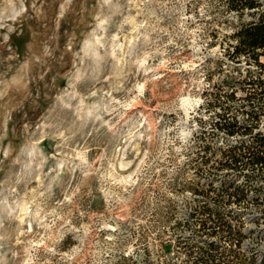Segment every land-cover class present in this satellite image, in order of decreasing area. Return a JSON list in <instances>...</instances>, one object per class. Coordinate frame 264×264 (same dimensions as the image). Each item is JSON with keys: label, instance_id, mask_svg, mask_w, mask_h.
<instances>
[{"label": "rangeland", "instance_id": "rangeland-1", "mask_svg": "<svg viewBox=\"0 0 264 264\" xmlns=\"http://www.w3.org/2000/svg\"><path fill=\"white\" fill-rule=\"evenodd\" d=\"M230 3L0 0V264H257L264 174L226 160L264 132V0Z\"/></svg>", "mask_w": 264, "mask_h": 264}, {"label": "trees", "instance_id": "trees-1", "mask_svg": "<svg viewBox=\"0 0 264 264\" xmlns=\"http://www.w3.org/2000/svg\"><path fill=\"white\" fill-rule=\"evenodd\" d=\"M230 1V8L233 10H236L239 14H242L244 5L249 8L253 9L257 5V0H228ZM239 3L243 4V7H238ZM245 7V8H246ZM238 41L239 44L236 47V53L238 54L239 52H255L256 49L262 48L264 49V18H261L258 21H251L240 31L237 33ZM260 54L257 52L254 54L252 57L253 59L258 61V56ZM253 118L256 117V113L254 114L252 112ZM244 129V131H253L252 127L246 128L240 126V124L236 121L234 123L229 124V132L231 134ZM226 165L230 167H244L247 165L255 166L259 168L263 174H264V132H257L254 135V138L252 142L248 145H243V146H234L230 148V152L228 155V159L226 160ZM200 224V223H199ZM213 225L211 227L216 228V225L223 224L224 226H227L228 228L231 226L224 224V222L220 221H213ZM207 221L201 222V226L203 228L207 227ZM210 227V226H209ZM231 234V232H229ZM238 235V234H237ZM238 244L241 243L240 239L237 237ZM208 246L210 247V250H215L217 249V244L214 241H211L208 243ZM211 259L209 261L211 263L215 262L216 257L213 252L209 251ZM130 260V259H129ZM198 262H202V260L198 259ZM238 261V259H236ZM223 260L221 261L220 259L215 263V264H222ZM129 264H137V261L134 260L132 262H129Z\"/></svg>", "mask_w": 264, "mask_h": 264}, {"label": "built area", "instance_id": "built-area-1", "mask_svg": "<svg viewBox=\"0 0 264 264\" xmlns=\"http://www.w3.org/2000/svg\"><path fill=\"white\" fill-rule=\"evenodd\" d=\"M260 253L257 254V258L254 260L257 264H264V249L259 251ZM252 260V259H249Z\"/></svg>", "mask_w": 264, "mask_h": 264}]
</instances>
